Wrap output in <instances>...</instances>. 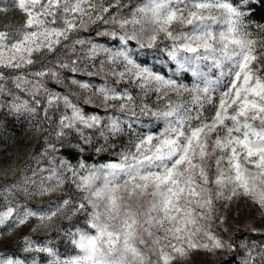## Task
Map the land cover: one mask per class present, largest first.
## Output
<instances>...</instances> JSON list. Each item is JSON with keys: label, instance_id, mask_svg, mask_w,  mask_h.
<instances>
[{"label": "snow or ice", "instance_id": "obj_1", "mask_svg": "<svg viewBox=\"0 0 264 264\" xmlns=\"http://www.w3.org/2000/svg\"><path fill=\"white\" fill-rule=\"evenodd\" d=\"M0 112L46 133L0 168V237L69 245L26 235L0 264H264V224L215 231L233 201L264 220V0H0Z\"/></svg>", "mask_w": 264, "mask_h": 264}, {"label": "rangeland", "instance_id": "obj_2", "mask_svg": "<svg viewBox=\"0 0 264 264\" xmlns=\"http://www.w3.org/2000/svg\"><path fill=\"white\" fill-rule=\"evenodd\" d=\"M115 11V9H113ZM17 20H22V17L17 16ZM80 79H91L95 83H100L99 77H79ZM111 82V81H110ZM112 114H117L113 112ZM39 134L35 133L33 127H28L19 133H15L6 128L4 121L0 124V168L8 167L12 165L16 168H21L23 163L27 161L31 156ZM2 182V180H0ZM65 191L73 197L77 196L74 190L70 186L65 187ZM62 194L58 193L51 197H44L32 200L33 204L44 205L46 207L51 200L59 198ZM227 219L223 227H227L229 232H224L222 227H216L215 231L224 238H228L231 232H237V226L242 227L247 221H254L255 227H261L264 224V220H256L257 210L250 204L243 200L239 202L233 201L226 209H222ZM82 219V218H81ZM64 221H57V224H62ZM35 224V221H31L28 226L17 229L15 233L11 235L5 234L0 237V249H14L18 246L23 236L31 235L37 240V236L44 237L54 235L56 242L67 244V239L59 236L55 229V225L48 230H38L31 232V227ZM221 257L212 256L206 252H193L190 258L186 260H177L174 264H218Z\"/></svg>", "mask_w": 264, "mask_h": 264}, {"label": "trees", "instance_id": "obj_3", "mask_svg": "<svg viewBox=\"0 0 264 264\" xmlns=\"http://www.w3.org/2000/svg\"><path fill=\"white\" fill-rule=\"evenodd\" d=\"M138 2H139V0H133V4L138 3ZM124 11H125V13H127L129 10L125 9ZM155 63H157L159 65L160 61H156ZM186 80H188V78H186ZM85 111L86 112L100 111V114L104 115L103 111L98 110V109H94L91 107H85ZM116 115H119V113H117ZM0 116H3V121L5 123L6 128L12 132L19 133L28 127H32V126H30V123L27 120L21 121V120L13 119L12 117L3 115L2 112H0ZM45 127L48 128L49 125H45ZM33 129H34V127H33ZM45 135H46V133L39 134L38 139H37L36 144H35V147H34V150H33L32 154L30 155L31 157L40 156V153L44 147V136ZM128 139H129V136L125 133L119 137H116L112 141V143L116 144L117 151H118L120 147L127 146ZM99 142L102 143L103 141L100 140ZM49 155H51V153ZM57 155H59V154H57ZM31 157L27 161H25L21 167H23L25 164H30V165H32V167H36L35 160L31 159ZM83 159H85L88 163L99 164V163H105V162L115 160V159H117V155L111 149H109L106 152L100 153V154H94L91 151H86L83 155ZM73 163H75V161H73ZM47 166H48L47 159L42 157L40 160V167H47ZM28 174L29 175L31 174L30 170H29ZM18 175H19V173H18ZM3 182L4 181H2L0 183H3ZM30 204L33 207H35L37 205V204H33L31 201H30ZM40 206L44 207V205H40ZM81 221H82V219L78 218V219H74L72 222L73 223H79ZM67 223H68L67 221L62 222V224H67ZM253 238L254 239H261V237H253ZM49 239H51L52 243L55 244L56 246H58L61 251H64L66 248L69 247V245H67V244L56 242L54 239V235H52V234L49 236H44V237L37 236V240L47 242V240H49ZM218 264H220V263H218Z\"/></svg>", "mask_w": 264, "mask_h": 264}]
</instances>
